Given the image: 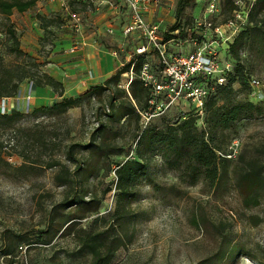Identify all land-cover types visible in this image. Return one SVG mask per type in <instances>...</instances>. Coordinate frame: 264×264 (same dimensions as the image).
I'll return each mask as SVG.
<instances>
[{"label":"rangeland","instance_id":"rangeland-1","mask_svg":"<svg viewBox=\"0 0 264 264\" xmlns=\"http://www.w3.org/2000/svg\"><path fill=\"white\" fill-rule=\"evenodd\" d=\"M177 1L161 0L162 28L178 20L191 26L192 18L205 16L209 1L227 4L194 0L176 16ZM71 12L81 16L77 27ZM229 16L227 9L211 19L218 24ZM128 21L117 0H37L26 11L0 13V75L26 61L32 73L52 74L66 52L81 46L115 49L121 56L116 71L122 69L138 41L137 34L123 35ZM17 45L24 53L13 50ZM242 49L243 63L261 86L236 82V99L264 106V45ZM124 72L103 92L94 91L97 85L86 90L77 106L59 115L34 112L27 93L32 80L19 85L13 97L23 96L24 106L16 109L23 115L0 119V264H21L24 256L31 264H86L94 250L116 243L108 264H264V114L242 117L228 128L214 129L210 111L206 121L205 114L197 120L217 148L239 141L219 184L206 186L185 159L159 149L132 196L122 199L115 168L137 158L136 132L143 127L135 113L122 114L133 102ZM188 105L179 101L147 126L162 130L182 120ZM241 179L256 180L257 203ZM73 197L89 203L80 206ZM71 222L76 225L69 234L64 229Z\"/></svg>","mask_w":264,"mask_h":264},{"label":"trees","instance_id":"trees-1","mask_svg":"<svg viewBox=\"0 0 264 264\" xmlns=\"http://www.w3.org/2000/svg\"><path fill=\"white\" fill-rule=\"evenodd\" d=\"M36 1L37 0H0V13L9 16L14 9L18 11H26L30 9V7L32 8ZM193 1L194 0H178L176 16L182 15L184 8ZM234 8L235 5L232 3V0H227V4L226 1H224L221 14L223 10L227 9L232 13ZM178 27L179 23L175 22L169 27V29L175 30ZM245 45L256 48L264 45V0L255 1L249 12V20L245 28L229 48V57L236 64L234 72L230 73L226 84L217 86L215 93L208 98L205 104V115L203 118L205 120L207 112L210 111V122L214 129L217 127L228 128L236 122V120L242 117H252L254 115L264 114L263 105L256 104L248 99H236L237 91L234 86L236 82L250 86L246 72L252 71L249 67L245 66L242 59V55H245L242 47ZM13 50L20 52L21 54L24 53L19 49L18 45L15 46ZM142 62V57H139L135 62L133 68L135 74L131 81L130 89L133 102L130 100L127 101V106L122 111V114L130 115L135 113L143 125L141 112L147 111L150 105L148 103L149 91L147 87L143 86L141 80L137 76ZM26 64H29V61L22 64L19 63L15 68L10 70V72L7 71L0 75V97H13L17 93L21 82L26 78L31 79L35 85L50 86L56 93H58V95H63L64 84L62 81L45 71L37 74L32 73L31 69H29V66H26ZM33 64L34 62H32V65ZM130 66L131 62H128L122 69L120 68L114 74L106 78L103 84L97 85V88L94 89V91L103 92L104 90L109 89L111 83H117L121 74L124 71H128ZM90 89L91 88H89V90ZM81 99V97L73 96L63 97L61 100L56 101L50 106L36 107L34 112L41 111L42 113L46 112L49 115L64 114L67 113L70 108L77 106ZM111 107H114L112 100ZM185 114L187 115H185L182 120L169 123L162 130H158L152 126H139L137 128V158H127L123 162L117 164L115 168L117 179L116 187L120 190V198L124 199L132 196L135 184L140 178L148 174L152 158L159 149L162 150L164 154L172 152L176 158L185 159L187 168L193 172L198 171L206 186H215L221 182L223 177H225L230 167L229 160L231 159L225 156L228 148L222 150L211 143L212 139L208 138V131L205 129V126H203V129H200L198 126L197 120L200 118L199 115L193 111H189ZM21 115L23 114L15 109L10 113H0V119L12 122L16 121ZM1 145H3V142ZM74 162L76 163L75 160ZM248 173L250 174L251 171ZM253 173L255 172L252 171V174ZM241 180L240 185H245L247 193H250L247 194L249 195L250 200L253 202L256 201L255 203H257L258 195L254 193L255 189L258 188L256 186V180L253 182L243 181L245 179ZM72 203L82 206L89 202L85 201L83 198L79 199L73 197ZM71 223H69L64 229V231H68L69 234L73 232L76 225ZM118 246L119 243H116L115 245L107 247L105 251L94 250L91 260L86 264H108ZM9 253L10 252L8 251L4 255H9Z\"/></svg>","mask_w":264,"mask_h":264},{"label":"built area","instance_id":"built-area-1","mask_svg":"<svg viewBox=\"0 0 264 264\" xmlns=\"http://www.w3.org/2000/svg\"><path fill=\"white\" fill-rule=\"evenodd\" d=\"M255 1L233 0L235 8L232 16L218 24L213 22L211 16L221 15L224 1H209L204 17L192 18L191 26L187 27L181 26L178 20L179 27L170 30L169 27L162 28V20L149 17L157 14L161 0H117V4L121 2L126 7L129 18L122 27L123 35L127 37L137 34L138 40L132 57L128 59L131 62L130 69L124 72L130 76L129 84L134 78L135 62L139 57L143 58L137 76L149 91L150 105L147 111L141 112L143 127L179 101L189 102L184 112L193 111L199 116L204 115L208 98L215 93L217 86L226 84L228 76L234 72L236 64L229 57L228 51L245 28ZM70 14L74 26H79L80 14ZM112 53L117 55L115 49ZM246 74L251 87L261 86L257 75L252 72ZM15 109V97H0L1 114ZM238 146L239 141L233 140L225 156L235 157ZM20 247L24 252L23 246ZM21 264L31 263L24 256Z\"/></svg>","mask_w":264,"mask_h":264},{"label":"crops","instance_id":"crops-1","mask_svg":"<svg viewBox=\"0 0 264 264\" xmlns=\"http://www.w3.org/2000/svg\"><path fill=\"white\" fill-rule=\"evenodd\" d=\"M149 17L163 21L159 14L149 15ZM128 59L129 57H126V60ZM117 61H121L120 55L117 56L112 51L98 50L93 47L84 48L81 46L76 53L66 52L62 60L56 65L54 64L56 72L49 73L63 82V95H58L50 86H38L31 81L30 89L28 88L27 90V93L30 90L32 95L30 104L34 107L50 106L63 97H79L89 88L103 84L106 78L114 74L117 68ZM20 98L15 97L16 109L24 106L23 102H20ZM47 103L49 105H44Z\"/></svg>","mask_w":264,"mask_h":264}]
</instances>
